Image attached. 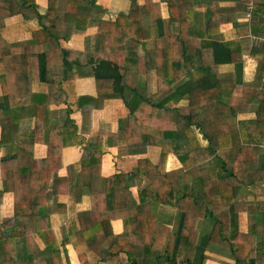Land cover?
<instances>
[{"label": "trees", "instance_id": "1", "mask_svg": "<svg viewBox=\"0 0 264 264\" xmlns=\"http://www.w3.org/2000/svg\"><path fill=\"white\" fill-rule=\"evenodd\" d=\"M22 1L24 8H35V17L15 25L0 19L1 173L4 180H14L17 193L15 215L0 222V264L31 260L34 250L23 253L20 244L28 245L34 230L51 252L40 260L46 264L62 262L68 242L81 264H209L216 239L228 241L229 264L263 263L264 38L254 39L249 48L247 42L264 34V3L254 0L251 20L240 21L251 0L217 12L214 4L220 0L203 1L207 19L198 23L195 11L202 4L194 0H162L167 17L160 1L131 0L132 7L114 18L96 14L103 10L98 0H47L44 10L37 0ZM94 13L91 25L67 30V14ZM215 19L234 22L232 39L222 40L220 28L209 26ZM15 33L29 40L12 39ZM247 50L257 61L252 81L244 80ZM84 77L94 78L97 95L78 94L76 79ZM110 100L120 103L116 130L80 136L71 113L81 111L91 119ZM54 106L67 107L63 124L52 122ZM26 115L34 118L32 127L21 126ZM86 127L84 121L81 132ZM104 136L109 145L125 147L135 160L132 168L101 174ZM76 142L83 145L82 155L59 176L58 194L70 193L75 204L88 193L95 204L62 225L64 239L58 244L53 221L40 212L58 195L49 187L52 172L62 167L63 149ZM38 144L47 147L43 158L35 155ZM170 154L180 168L167 170ZM11 161L15 165L8 167ZM96 175L99 189L92 193L89 184ZM140 176L147 184L136 195L131 187ZM24 186L46 200L21 199ZM246 186L251 187L248 197L239 200ZM27 203L35 206L34 213H27ZM167 210L178 211L175 229L166 222L173 215ZM114 218L124 222L119 234L102 225ZM200 218L210 226L198 234Z\"/></svg>", "mask_w": 264, "mask_h": 264}, {"label": "crops", "instance_id": "2", "mask_svg": "<svg viewBox=\"0 0 264 264\" xmlns=\"http://www.w3.org/2000/svg\"><path fill=\"white\" fill-rule=\"evenodd\" d=\"M161 2L162 6V15L164 17L168 16V9L167 5L162 0H156ZM195 2H198L202 5H199V7H196V14H195V21L198 23L206 22L207 16H206V9L203 7V1H209V0H194ZM39 5V10H44L47 6V0H37ZM113 2V0H98V5L103 8V10H107L109 8V3ZM262 3H264V0H261ZM23 1L22 0H0V19L5 18L7 21V24L15 25L20 23L24 18H32L36 15L35 8H24L23 7ZM238 4V0H220L219 5L214 4L216 8V12L218 8L225 9V11L230 10L231 8H234L235 5ZM138 8L141 12L146 11V7L143 4L142 1L138 2ZM118 13H115L113 16L104 15V18H114ZM219 15L226 17L225 14H223L219 10ZM244 12L239 13L238 20L241 21V18H244ZM231 19V18H228ZM240 23V22H239ZM242 23V22H241ZM76 24H84L83 18H79L77 15L74 14H67L66 15V28L67 30L70 29V26ZM89 24V23H88ZM94 24V22L92 23ZM209 26L211 27H219L221 32V39L222 40H228L232 39L234 37V22L228 21H220L219 19L211 20L209 22ZM74 27V26H73ZM21 34H14L12 35V39H17L18 41H28V38H22L20 36ZM72 37V36H71ZM250 37V36H249ZM251 40L258 38H264V34H261L260 36L252 35ZM245 61H244V80L245 81H252L256 75L257 72V61L250 55L249 50L245 52ZM264 79V78H263ZM76 89L78 94H87V95H97V89L95 85V80L93 77H84V78H77L76 79ZM110 102V103H109ZM107 101L106 106L102 110H95L92 112L91 119L83 117V114L81 111H73L71 113V117L75 119L76 124L79 126V135L83 136L85 138H89L90 136H94L96 132L99 131H114L117 128L118 125V107L120 103L116 100H110ZM67 107L66 106H54L51 109V119L52 122L55 124H63L64 120L67 116ZM88 126L84 129V131L81 132V127L84 124ZM34 125V118L31 117V115H26L25 118L21 121V126L24 128L32 127ZM1 132L2 128L0 126V138H1ZM84 132V134H83ZM251 136H256V132L252 130L250 132ZM47 147L43 144H38L35 146V155L37 158H43L46 156ZM83 152V145L79 142H76L73 145L67 146L62 151V167L58 171H53L51 175V181H50V187L49 189L52 190L54 194H58L59 192V176H65L67 175V166L73 162H76L79 160ZM102 161H101V174L104 177L113 176L116 174V172L124 171L127 169L132 168V166L135 163V160L132 156L128 155L126 153V149L124 146L116 145L111 146L108 143L107 136L103 137L102 141ZM5 154L4 148L0 151V190H3L4 187H7L6 190H3V196L2 200L0 202V222L4 221L5 219H10L15 215V200L17 199V193L14 191V180L9 178L8 180H4L1 169V159L2 156ZM8 167H13L15 165V161H11L6 163ZM181 167V162L179 159L174 155L170 154L168 157L167 162V170H174ZM56 170V169H54ZM99 180L100 177L98 175L92 176L91 183L89 184V191L92 193H95L99 189ZM147 184V179L144 176H140L139 178L135 179L134 184L131 187V190L134 194H138L139 188L144 187ZM24 187H22L23 190ZM249 190L251 187H248ZM26 191V192H25ZM25 191L19 190V195L21 199L28 200V201H38L39 200H46L45 197H37L35 193H29L27 192L26 188ZM248 192H242L239 195V200H245L248 197ZM56 197L52 198L50 201H45L44 212H40V216H48L51 218L50 221H53V227L52 230L55 234V237L57 239V243L61 244V241L64 239L60 229L62 228V225H65L68 220L74 219L77 217L78 212L82 211H89L93 210L94 207V200L93 196L91 194H84L81 196L79 201L75 204L72 203L71 195L68 192L59 193L58 195H55ZM108 197H111L110 194L106 195V207L107 210L112 209V197L111 202H108ZM111 207H110V206ZM26 208L27 213L29 212H35L36 210H33L35 206L28 204L24 206ZM40 211V210H39ZM167 211H173V215L168 216L166 222H169L172 229H175L177 227V210H167ZM39 216V215H38ZM241 220L243 222L242 228L246 229L249 228L248 223V213L244 212L241 214ZM40 223V222H38ZM209 223V222H208ZM206 223L205 219L200 218L198 221V234L203 232V229L206 226H210V224ZM105 231H111L113 233H121L124 231V222L121 218H114L109 221V225L106 221L102 223ZM11 226H7L6 230L11 231ZM214 238V237H213ZM30 243L26 245V243L20 244V251L23 252L24 250H34V254L31 260L28 262H16L14 264H46V263H40L41 258L49 257L51 256V252L49 249H46V243L41 238V236L38 234V232L34 230L31 239H29ZM216 243L211 244V248L214 250H211V259L209 260V264H229V261H233L230 255V251L227 248L228 241H222L217 240ZM98 245H100V242H97ZM26 245V246H25ZM61 248L62 245H60ZM100 248V246H98ZM38 250V251H36ZM65 252L62 253V262H55L52 264H81L80 258L77 252V249L73 242H68L65 245ZM26 252V251H25ZM24 253V252H23ZM68 256L69 262L66 259L65 254ZM50 264V263H49ZM260 264H264L260 263Z\"/></svg>", "mask_w": 264, "mask_h": 264}, {"label": "rangeland", "instance_id": "3", "mask_svg": "<svg viewBox=\"0 0 264 264\" xmlns=\"http://www.w3.org/2000/svg\"><path fill=\"white\" fill-rule=\"evenodd\" d=\"M132 3L133 2L131 0H113V2L109 3V8L107 10H101V11L97 12L96 14L102 15V17L105 14L109 15V16H113L117 12H126V11H128L132 7V5H133ZM96 14L94 13V14L86 15L85 17H83L84 18L83 22H85V24L86 23H90V25H91V21H92L93 18H95L94 16ZM73 29H74V27L72 26L71 27V32L73 31ZM247 44H248V48H249V44H252L251 38L249 40V43L247 42ZM174 103L175 102H172L171 104H174ZM243 191L244 192H248L249 188L246 186V187L243 188ZM108 202H111V197H108ZM208 224H210V223H208Z\"/></svg>", "mask_w": 264, "mask_h": 264}, {"label": "built area", "instance_id": "4", "mask_svg": "<svg viewBox=\"0 0 264 264\" xmlns=\"http://www.w3.org/2000/svg\"><path fill=\"white\" fill-rule=\"evenodd\" d=\"M254 9H255V3L254 0H251L246 4V10H245V17L248 19V21L251 20Z\"/></svg>", "mask_w": 264, "mask_h": 264}, {"label": "bare ground", "instance_id": "5", "mask_svg": "<svg viewBox=\"0 0 264 264\" xmlns=\"http://www.w3.org/2000/svg\"><path fill=\"white\" fill-rule=\"evenodd\" d=\"M169 252V251H168Z\"/></svg>", "mask_w": 264, "mask_h": 264}]
</instances>
